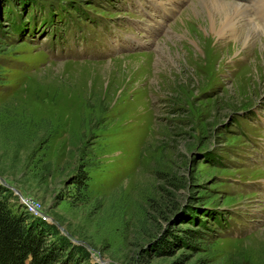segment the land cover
<instances>
[{"label":"rangeland","instance_id":"obj_1","mask_svg":"<svg viewBox=\"0 0 264 264\" xmlns=\"http://www.w3.org/2000/svg\"><path fill=\"white\" fill-rule=\"evenodd\" d=\"M196 3L0 0V185L77 264H264V63Z\"/></svg>","mask_w":264,"mask_h":264},{"label":"trees","instance_id":"obj_2","mask_svg":"<svg viewBox=\"0 0 264 264\" xmlns=\"http://www.w3.org/2000/svg\"><path fill=\"white\" fill-rule=\"evenodd\" d=\"M85 180L84 173H77L72 179L78 190L85 189ZM10 195L14 196V193L0 185V264H67L68 260L77 264L78 259L74 258L72 252L70 254V250H83V247H75L74 243L64 238L52 240L46 235H50L51 231L44 234L39 229V225L44 223L40 218L36 219V226H30L32 215L13 209ZM189 235L190 232L187 233L188 237ZM59 244L70 246V250L65 253V247L58 246Z\"/></svg>","mask_w":264,"mask_h":264},{"label":"bare ground","instance_id":"obj_3","mask_svg":"<svg viewBox=\"0 0 264 264\" xmlns=\"http://www.w3.org/2000/svg\"><path fill=\"white\" fill-rule=\"evenodd\" d=\"M197 1L200 3L191 4L188 7V13L190 12L191 16L195 17L194 20L204 18L206 29L212 35L229 36L233 38V43L239 38L243 44L248 46L247 50H254L259 60L264 63V24L251 27L246 25V27L240 23V18H245L250 13L248 4L223 0ZM252 3L257 6L256 11L260 12L259 15L264 20V0H252ZM196 5L200 6L201 10L194 9ZM245 55L248 56V53Z\"/></svg>","mask_w":264,"mask_h":264},{"label":"water","instance_id":"obj_4","mask_svg":"<svg viewBox=\"0 0 264 264\" xmlns=\"http://www.w3.org/2000/svg\"><path fill=\"white\" fill-rule=\"evenodd\" d=\"M10 188L14 191V193L19 194L18 189L14 188V187H12V186H10Z\"/></svg>","mask_w":264,"mask_h":264},{"label":"built area","instance_id":"obj_5","mask_svg":"<svg viewBox=\"0 0 264 264\" xmlns=\"http://www.w3.org/2000/svg\"><path fill=\"white\" fill-rule=\"evenodd\" d=\"M23 202H24L25 204H27L29 207L31 206L29 202H27V201L25 202L24 200H23ZM33 210H36V208L33 207Z\"/></svg>","mask_w":264,"mask_h":264}]
</instances>
